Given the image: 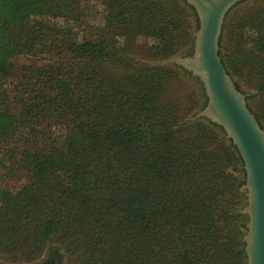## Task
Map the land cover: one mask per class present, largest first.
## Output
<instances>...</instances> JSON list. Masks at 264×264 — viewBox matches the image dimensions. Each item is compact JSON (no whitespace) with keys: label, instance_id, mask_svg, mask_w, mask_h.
Returning <instances> with one entry per match:
<instances>
[{"label":"trees","instance_id":"16d2710c","mask_svg":"<svg viewBox=\"0 0 264 264\" xmlns=\"http://www.w3.org/2000/svg\"><path fill=\"white\" fill-rule=\"evenodd\" d=\"M103 1L108 25L160 38L156 57L175 52L195 12L185 0ZM86 8L0 0V149L21 181L0 184V250L30 261L59 233L75 264H247L236 145L207 118L172 119L164 95L177 69L132 58L104 72L119 56L90 39ZM257 30L250 61L264 97V20ZM18 54L30 63L11 87Z\"/></svg>","mask_w":264,"mask_h":264},{"label":"rangeland","instance_id":"374dc122","mask_svg":"<svg viewBox=\"0 0 264 264\" xmlns=\"http://www.w3.org/2000/svg\"><path fill=\"white\" fill-rule=\"evenodd\" d=\"M89 5L91 8H86L88 13L85 12L84 17L95 25L91 31L92 36L89 38L92 40H102L106 50L119 56L116 60H106L107 65L100 64V68L104 72L107 69L110 70L109 68H122L127 63V60L132 58L150 63L151 65H165L169 68L177 69L181 75V83L173 81L174 83L171 84L170 90L164 95L166 98L173 99L175 103L176 112L172 113V119L176 122L182 120L188 121L190 116H193L204 106L206 100L202 87L197 80L186 74L183 67L175 62L162 63L170 57L185 56L192 53L195 38L194 31L198 28V17L195 12L191 11L192 16H188L187 23H185L186 28L183 31L185 33L179 34L175 40V43H178L175 52L168 57H156L150 51V47L155 46L160 38H149L145 35L130 36L125 27L107 24L108 7L103 0H89ZM174 16L181 17V15ZM263 20L264 0L239 1L230 8L225 16L219 40V54L222 62L226 63V70H228V73L234 80L236 87L246 94V101L251 111L255 116L262 112V117L258 121H260L259 123L264 128V108L261 107L264 97L259 94V77L250 61V53L257 47L256 40L259 32L257 27ZM162 32H168V30H163ZM10 62L11 75L9 76V82L12 81L11 87H13L17 75L20 73V68L25 66L24 64H29L30 60L26 55L18 54ZM14 166V164H10L6 159L3 149H0V184L3 183L9 188L20 184L21 181L16 178L17 173ZM227 171L233 172L235 175L241 174L240 170H234L232 167H229ZM241 177L245 181V176L242 175ZM22 180L25 181L24 179ZM245 197L244 194L243 200L245 203L239 206L237 211L247 204ZM241 229L245 234L246 224L241 226ZM66 246L59 233L53 234L45 239L43 250L34 259L30 261H13L14 256L11 252L16 250L17 247L15 249L12 247L8 250H0V263L43 264L50 249L56 247L63 255V264H75L76 258H71L74 255L69 253ZM28 248L24 247V250ZM79 253H82V249L79 250Z\"/></svg>","mask_w":264,"mask_h":264},{"label":"water","instance_id":"95a60500","mask_svg":"<svg viewBox=\"0 0 264 264\" xmlns=\"http://www.w3.org/2000/svg\"><path fill=\"white\" fill-rule=\"evenodd\" d=\"M198 17L192 53L169 61L191 73L207 97L206 104L188 121L207 118L221 126L236 145L245 169L241 191L247 204L238 211L248 215L243 241L247 264H264V128L249 108L219 54V40L227 12L242 0H185ZM54 264V263H45Z\"/></svg>","mask_w":264,"mask_h":264},{"label":"flooded vegetation","instance_id":"af4514ba","mask_svg":"<svg viewBox=\"0 0 264 264\" xmlns=\"http://www.w3.org/2000/svg\"><path fill=\"white\" fill-rule=\"evenodd\" d=\"M53 254L54 258H52ZM50 258H52L53 260L50 261ZM45 263L63 264V255L60 250L56 247H52L48 252L43 264Z\"/></svg>","mask_w":264,"mask_h":264}]
</instances>
